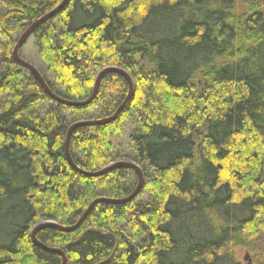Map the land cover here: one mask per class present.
<instances>
[{
    "label": "trees",
    "instance_id": "16d2710c",
    "mask_svg": "<svg viewBox=\"0 0 264 264\" xmlns=\"http://www.w3.org/2000/svg\"><path fill=\"white\" fill-rule=\"evenodd\" d=\"M0 0V264H264V0ZM139 166L137 172L116 162ZM80 170V171H79Z\"/></svg>",
    "mask_w": 264,
    "mask_h": 264
},
{
    "label": "water",
    "instance_id": "95a60500",
    "mask_svg": "<svg viewBox=\"0 0 264 264\" xmlns=\"http://www.w3.org/2000/svg\"><path fill=\"white\" fill-rule=\"evenodd\" d=\"M67 0H63L59 5H57L55 8H53L51 11H49L48 13H46L45 15H43L42 17H40L39 19H37L36 21H34L32 24H30L19 36V38L16 41V44L13 47V51H12V55L13 58L23 67H26L36 78V80L39 82V84L42 86V88L47 92V94L52 97L54 100L63 103L65 105L68 106H83V105H87L89 104L96 96L97 94V90H98V85H99V81L101 79V77L104 75V73L109 72V71H113V72H117L121 75H123L127 82H128V86H129V92L127 97L125 98V100L122 102V104L117 108V110L109 117L105 118V119H100V120H86V121H80V122H76L74 124L71 125V127L69 128L67 135H66V139H65V154L67 156V159L69 161V163L71 164V166L74 167L70 157H69V152H68V143H69V137L70 134L72 132V130L77 127V126H81V125H98V124H103V123H107L110 121H113L118 114L120 113V111L122 110V108L124 107V105L129 101V99L131 98V95L133 93V82L131 77L129 76V74L124 71L123 69L117 68V67H106L104 69H102L98 75L96 76L95 82H94V87H93V91L90 94V96L84 100V101H67L64 99L59 98L58 96H56L55 94H53L49 88L47 87V85L45 84L44 80L42 79V77L40 76V74L38 73V71L31 66L30 64H28L27 62L23 61L22 59L19 58L18 56V49L22 46V44L25 42V40L29 37V35L42 23H44L46 20L52 18L57 12H59L62 7L64 6L65 2ZM119 165H123V166H127L130 167L132 169H134L137 174H138V183L135 187V189L131 192V194H129L128 196L119 199V200H109L107 199L106 201H111V202H115V203H125L129 200H131L140 190L141 185H142V174L140 171V168L138 165L132 163V162H116L110 166H107L104 169H101L99 171H95V172H84V171H80L82 174L86 175V176H98L101 175L102 173L117 167ZM75 168V167H74ZM105 199L102 198H98L93 200L89 206L86 208V210L82 213V215L80 216V218L78 219V221L72 225V226H61L58 225L56 223H54L53 221H43L38 223L36 226H34V228L31 231V239L33 241L34 244L38 245L39 247H41L42 249L49 251V252H59L62 255V264H64L65 262V256L64 254L61 252V250L57 249V248H52V247H48L45 246L44 244H42L41 242H39L36 238H35V233L37 230L43 228V227H53V228H57L61 231H72L74 229H76L81 222L84 220V218L88 215V213L91 211V209L94 207L95 204H97L100 201H103Z\"/></svg>",
    "mask_w": 264,
    "mask_h": 264
},
{
    "label": "rangeland",
    "instance_id": "374dc122",
    "mask_svg": "<svg viewBox=\"0 0 264 264\" xmlns=\"http://www.w3.org/2000/svg\"><path fill=\"white\" fill-rule=\"evenodd\" d=\"M235 257L240 262V264H255L256 263L255 256L249 251L241 247H237L235 249Z\"/></svg>",
    "mask_w": 264,
    "mask_h": 264
}]
</instances>
